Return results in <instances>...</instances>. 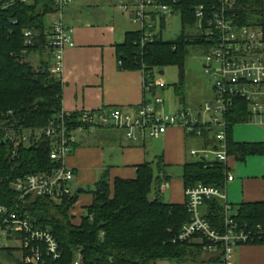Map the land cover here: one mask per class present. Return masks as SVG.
Returning <instances> with one entry per match:
<instances>
[{"label": "trees", "instance_id": "trees-1", "mask_svg": "<svg viewBox=\"0 0 264 264\" xmlns=\"http://www.w3.org/2000/svg\"><path fill=\"white\" fill-rule=\"evenodd\" d=\"M159 1L180 13L182 34L177 40L166 41L159 31L153 42L142 47V32L129 31L124 43L116 46L118 61L122 69L141 70L149 75L147 79L152 80L155 71L175 65L182 81L189 48L199 45L206 49L207 46L204 36L188 35L186 30L196 25L197 6L215 0ZM240 1L246 6L240 12L244 22L261 13L263 0ZM253 5L255 11L251 12ZM54 10L52 0L18 3L8 8L0 4V206L10 209L18 200L11 187L14 179L56 167L50 159L47 142L31 147L20 146L13 159L14 144L5 138L3 131L4 127L13 124L44 127L63 110V83L61 77L51 72L54 55L46 35L47 14ZM165 22L161 27H165ZM67 25L70 27L69 23ZM26 29L34 31V45H26ZM44 51L47 60L42 61L41 69H34L25 60V56L32 52ZM184 98L180 97L181 102ZM249 116L247 103L235 107L229 116L228 152L241 161L264 153V144L237 143L232 138L233 127L248 122ZM78 118L77 112L72 113L69 124L75 127L79 124ZM212 143L205 139V146ZM162 165L161 158L156 164L146 162L138 166L136 178H116L113 186L106 170L94 189L88 190L93 196L92 203L85 207L77 220L72 215V208L80 196L77 191L62 204L43 197L33 199L27 206L29 215L38 226L49 229L61 245V259L51 264H73L78 253L82 255V264H190L200 262L203 255L205 258L201 264L218 263L219 257L209 258L203 244L176 241L190 214L186 203L171 204L161 196L162 179L156 170L160 173ZM226 178L221 164L205 167L204 162L192 161L183 166L185 189L198 184L223 187ZM154 187L156 196L150 199ZM235 209L237 226L254 234V239L246 245H264V202L242 203ZM204 216L218 229H224L225 211L218 199L206 201ZM14 251L13 248L0 249V253H5L11 261L9 264H24L14 256Z\"/></svg>", "mask_w": 264, "mask_h": 264}, {"label": "built area", "instance_id": "built-area-1", "mask_svg": "<svg viewBox=\"0 0 264 264\" xmlns=\"http://www.w3.org/2000/svg\"><path fill=\"white\" fill-rule=\"evenodd\" d=\"M112 1L128 15L131 22L139 25L138 30L143 34L142 47L155 40L161 30L159 28L158 31V27L175 13L171 5L159 0ZM34 2L0 0L4 8ZM52 2L55 10L47 14L49 26L46 35L54 55L51 72L61 77L64 52L75 45L73 29L66 23V10L75 0ZM244 9L246 6L240 0H215L195 9L197 22L193 33L204 36L207 41L204 71L212 81L211 96L199 106L180 104L174 111L166 112L165 100L157 92L162 86L147 79L149 75L143 72L144 101L135 109L119 107L78 111L79 124L75 127L68 122L74 112L64 110L44 127L18 124L4 127L5 138L14 144L13 159L20 146L31 147L47 142L50 159L56 167L30 173L11 182L18 200L12 209L0 206V249L13 248L24 264H51L61 259L58 239L49 229L33 221L27 206L38 197L62 204L65 199L74 196L77 191L73 185L75 172L66 164V159L73 153L80 135L115 129L123 133L128 141L140 143L161 137L170 128L177 127L191 137L213 142L204 148L192 149L190 155L195 162H204L205 167L221 164L227 178L223 187L198 184L186 189L190 219L183 224L176 241L203 244L208 255L219 257L216 264H236L237 249L252 241L254 234L237 226L234 220L237 213L227 200L226 186L234 180L228 169L229 116L235 107L247 103L250 113L248 122L264 118V0L261 13L247 22L242 20L240 13ZM250 9L255 11V5ZM24 33L26 45H34V31L26 29ZM211 199H218L224 206V229L215 227L201 212L206 201ZM73 264H82L80 253Z\"/></svg>", "mask_w": 264, "mask_h": 264}, {"label": "crops", "instance_id": "crops-1", "mask_svg": "<svg viewBox=\"0 0 264 264\" xmlns=\"http://www.w3.org/2000/svg\"><path fill=\"white\" fill-rule=\"evenodd\" d=\"M94 16L97 20H89L93 17L90 15L75 25L69 23L75 45L64 52L62 108L66 112L119 107L135 109L144 101V74L141 70L122 69L116 46L124 43L127 32L138 28L133 30L124 23H116L105 11ZM53 65L51 62V67ZM183 103L192 105L185 97L183 102L179 99L176 106ZM232 131V138L237 143L264 144V118L236 124ZM204 146L205 140L191 137L177 127L170 128L161 137L140 143L128 141L115 129L80 135L66 164L75 172L73 185L86 189V192L80 194L72 215L77 220L85 207L92 203L93 196L88 190L106 170L113 186L116 178L134 179L139 165L146 162L156 164L159 158L163 168L156 174L162 179L161 196L164 199L167 195L168 203L185 204L183 179L173 181L167 169L181 166L183 170L186 163L194 161L190 151ZM228 169L234 180L226 186L227 200L234 209L242 203L264 202V153L248 156L243 161L230 156ZM202 213L205 214V206ZM235 260L236 264H264V245L240 246Z\"/></svg>", "mask_w": 264, "mask_h": 264}, {"label": "rangeland", "instance_id": "rangeland-1", "mask_svg": "<svg viewBox=\"0 0 264 264\" xmlns=\"http://www.w3.org/2000/svg\"><path fill=\"white\" fill-rule=\"evenodd\" d=\"M100 11L108 12L109 16L113 17L116 23H124L129 29L135 30L139 27L138 24L131 22L128 15L115 6L112 0H75L73 5L66 10V23H72L75 25L78 21H84L85 18L90 15L93 17L89 18V20H97L94 14L97 16ZM159 28H161L160 32L162 33V38L164 40H177L182 34V21L180 13L175 12L169 15L165 22V27H158V31ZM193 32V28H187L186 30V34L188 35ZM204 52V46L194 45L189 48V53L185 62L184 78L182 81L179 68L175 65H169L163 69L155 71L156 74L154 75L153 81L162 86L157 89V92L165 100L164 109L166 112L174 111L181 96L186 97L187 102L192 105H201L211 96L212 81L204 71ZM25 60L29 62L34 69H41L43 67L42 61L45 62L47 60L46 51L43 53L32 52L31 54L25 56ZM156 172L158 173L157 170ZM167 172L173 181H181L183 179V170L181 166L168 168ZM74 186L76 187V190L79 189L78 186ZM89 189H94V186ZM156 191V187H154L150 195V199H153L156 196ZM168 200L169 199L166 195V197H164V201L168 202ZM201 212H203V208L201 209ZM14 256L17 257V254L15 253ZM208 257L210 258V255ZM204 258L205 255H203L200 259L203 260ZM200 262L190 264H201ZM0 263H11L3 252L0 253ZM204 264L215 263L207 262Z\"/></svg>", "mask_w": 264, "mask_h": 264}, {"label": "water", "instance_id": "water-1", "mask_svg": "<svg viewBox=\"0 0 264 264\" xmlns=\"http://www.w3.org/2000/svg\"><path fill=\"white\" fill-rule=\"evenodd\" d=\"M77 192H78L79 194H82V193H85V192H86V189H84V188H79V189L77 190Z\"/></svg>", "mask_w": 264, "mask_h": 264}]
</instances>
